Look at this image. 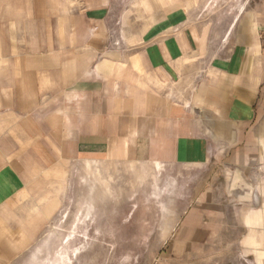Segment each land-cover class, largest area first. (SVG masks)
Instances as JSON below:
<instances>
[{"label":"crops","instance_id":"1","mask_svg":"<svg viewBox=\"0 0 264 264\" xmlns=\"http://www.w3.org/2000/svg\"><path fill=\"white\" fill-rule=\"evenodd\" d=\"M113 3L0 0V264L35 237L40 224L20 212L28 176L55 163L100 152L160 165L264 159V12L248 39L205 44L189 9L166 5L138 52L115 56ZM202 59L198 76L190 66ZM203 202L172 235L169 264L211 244L237 208L245 238L264 230V202Z\"/></svg>","mask_w":264,"mask_h":264},{"label":"rangeland","instance_id":"2","mask_svg":"<svg viewBox=\"0 0 264 264\" xmlns=\"http://www.w3.org/2000/svg\"><path fill=\"white\" fill-rule=\"evenodd\" d=\"M164 2L114 0L107 27L115 56L136 54L144 29L166 5L189 9L205 44L248 39L264 12L258 10L264 0ZM67 3L76 6L75 0ZM208 65L202 59L190 67L199 76ZM258 119L264 120V112ZM119 156L83 153L29 174L33 194L20 212L40 227L7 264H169L172 235L187 211L202 208L203 198L247 208L264 202V159L227 164L213 157L209 163L157 166ZM240 211L211 244L177 264H264V230L245 238L249 232L239 225Z\"/></svg>","mask_w":264,"mask_h":264},{"label":"bare ground","instance_id":"3","mask_svg":"<svg viewBox=\"0 0 264 264\" xmlns=\"http://www.w3.org/2000/svg\"><path fill=\"white\" fill-rule=\"evenodd\" d=\"M157 166H158V164H157Z\"/></svg>","mask_w":264,"mask_h":264}]
</instances>
